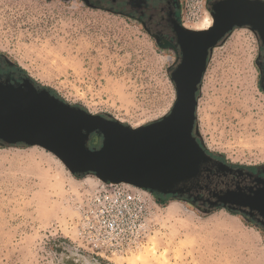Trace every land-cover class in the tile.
Masks as SVG:
<instances>
[{
  "label": "rangeland",
  "instance_id": "374dc122",
  "mask_svg": "<svg viewBox=\"0 0 264 264\" xmlns=\"http://www.w3.org/2000/svg\"><path fill=\"white\" fill-rule=\"evenodd\" d=\"M180 1L190 25L212 17L206 0ZM258 52L251 31L230 34L211 51L199 92L195 133L234 163L264 162ZM177 57L137 17L82 0H0L3 65L17 63L65 101L132 127L170 112ZM92 136L89 146H100ZM104 185L42 146L0 143V264H129L139 254L144 264H264V234L236 214L132 184L121 186L141 197L129 229L137 247L97 248L88 213Z\"/></svg>",
  "mask_w": 264,
  "mask_h": 264
},
{
  "label": "water",
  "instance_id": "95a60500",
  "mask_svg": "<svg viewBox=\"0 0 264 264\" xmlns=\"http://www.w3.org/2000/svg\"><path fill=\"white\" fill-rule=\"evenodd\" d=\"M214 10L209 28L179 32L183 60L171 72L176 100L166 115L132 127L73 105L31 78L7 79L0 81V143L39 145L74 175L94 174L151 192L194 176L207 157L194 131L211 51L236 27L249 25L264 38V3L222 0ZM93 133L102 143L91 148Z\"/></svg>",
  "mask_w": 264,
  "mask_h": 264
},
{
  "label": "flooded vegetation",
  "instance_id": "af4514ba",
  "mask_svg": "<svg viewBox=\"0 0 264 264\" xmlns=\"http://www.w3.org/2000/svg\"><path fill=\"white\" fill-rule=\"evenodd\" d=\"M82 1L95 8L137 17L160 43L176 52L178 57L174 69L182 62L183 48L179 32L184 29L195 30V28L186 22V17L182 14L180 0ZM219 1L222 0H206V10L211 15L215 11L214 6ZM255 1L264 3V0ZM238 29L249 30L256 38L259 50L256 58L259 85L264 91V38L260 31L249 25L236 27L218 45ZM22 78L24 76L3 65L0 59V81L7 79L15 81ZM194 134H196L195 131ZM92 135V143H102V137L99 134L93 133ZM197 139L207 152V157L201 162L198 172L194 176L174 184L166 191H155V195L158 197L171 196L205 212L226 209L264 234V162L234 163L222 154L209 151L199 136Z\"/></svg>",
  "mask_w": 264,
  "mask_h": 264
},
{
  "label": "built area",
  "instance_id": "2783aa9c",
  "mask_svg": "<svg viewBox=\"0 0 264 264\" xmlns=\"http://www.w3.org/2000/svg\"><path fill=\"white\" fill-rule=\"evenodd\" d=\"M122 184L131 185L105 182L88 213L87 228L91 242L97 248L112 252L137 247V239L129 229L130 219L134 216L132 207L141 197Z\"/></svg>",
  "mask_w": 264,
  "mask_h": 264
},
{
  "label": "bare ground",
  "instance_id": "6f19581e",
  "mask_svg": "<svg viewBox=\"0 0 264 264\" xmlns=\"http://www.w3.org/2000/svg\"><path fill=\"white\" fill-rule=\"evenodd\" d=\"M212 24H213L212 17L210 15H207L198 24H196L195 26H193V28H195L197 30H204V29L209 28ZM237 34H238V30H235L232 35L233 36H236ZM142 257L143 256L141 254L136 255L133 258L129 259L128 262H129V264H138V263H141V262H143L142 264H144L145 262L143 260H146V259H143Z\"/></svg>",
  "mask_w": 264,
  "mask_h": 264
},
{
  "label": "trees",
  "instance_id": "16d2710c",
  "mask_svg": "<svg viewBox=\"0 0 264 264\" xmlns=\"http://www.w3.org/2000/svg\"><path fill=\"white\" fill-rule=\"evenodd\" d=\"M10 67L12 68V70L16 71L18 74L22 75V76H26L27 75V71L22 68L19 64L17 63H13L12 65H10ZM52 93H55V91H53L52 89H50ZM57 95V94H56Z\"/></svg>",
  "mask_w": 264,
  "mask_h": 264
},
{
  "label": "snow or ice",
  "instance_id": "6c2138e0",
  "mask_svg": "<svg viewBox=\"0 0 264 264\" xmlns=\"http://www.w3.org/2000/svg\"><path fill=\"white\" fill-rule=\"evenodd\" d=\"M179 102V98H178V100H177V103Z\"/></svg>",
  "mask_w": 264,
  "mask_h": 264
}]
</instances>
